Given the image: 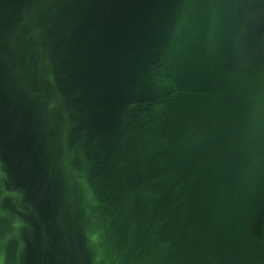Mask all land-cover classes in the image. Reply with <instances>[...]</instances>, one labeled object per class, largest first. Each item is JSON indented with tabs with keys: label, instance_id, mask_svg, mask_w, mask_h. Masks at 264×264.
I'll use <instances>...</instances> for the list:
<instances>
[{
	"label": "water",
	"instance_id": "water-1",
	"mask_svg": "<svg viewBox=\"0 0 264 264\" xmlns=\"http://www.w3.org/2000/svg\"><path fill=\"white\" fill-rule=\"evenodd\" d=\"M0 264H264V0H0Z\"/></svg>",
	"mask_w": 264,
	"mask_h": 264
}]
</instances>
